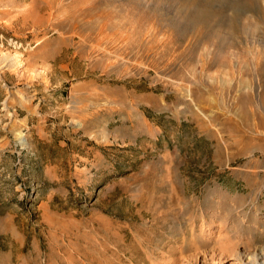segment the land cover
Segmentation results:
<instances>
[{"label": "rangeland", "instance_id": "1", "mask_svg": "<svg viewBox=\"0 0 264 264\" xmlns=\"http://www.w3.org/2000/svg\"><path fill=\"white\" fill-rule=\"evenodd\" d=\"M230 1L205 38L193 0H0V264H264V24Z\"/></svg>", "mask_w": 264, "mask_h": 264}, {"label": "bare ground", "instance_id": "2", "mask_svg": "<svg viewBox=\"0 0 264 264\" xmlns=\"http://www.w3.org/2000/svg\"><path fill=\"white\" fill-rule=\"evenodd\" d=\"M184 1V0H183ZM192 1V0H191ZM224 1H227L228 2V0H193V2H191V5L189 6V5H185L184 7H186L185 9H186V11L185 12H187L188 14H194V16L195 17H197V20H198V18H201L200 20L203 22V24H205L207 27H208V30H206V32L203 34V37H205V38H208V37H214L213 35H219V36H221L222 35V33H221V31L222 30H219V29H221V28H225V23H224V21H222V20H217V23H215V21H214V19H212L214 22H211V20H210V17H211V15H212V13H211V11H212V9H215L213 6L214 5H216V4H218V3H222V2H224ZM233 3H235L236 5H237V7L238 8H240V9H243V10H246V11H251V10H253V11H256V9H258L257 10V12L259 13V17L262 19V22H263V24H264V8H263V6L261 7V5H257V2L258 1H260V0H231ZM230 1V2H231ZM179 2V1H178ZM186 2H189V1H186ZM260 3H261V1H260ZM186 4H188V3H186ZM190 4V3H189ZM182 5V4H181ZM220 5V4H219ZM196 6H197V8L198 9H196ZM217 6V5H216ZM215 6V7H216ZM232 6V5H231ZM221 8H222V5L220 6ZM235 7V6H234ZM217 9V8H216ZM182 11V10H181ZM218 12H220V10H218ZM222 12H223V10H222ZM242 12V11H241ZM257 13V14H258ZM218 16H220L219 14H217ZM214 16H216V15H214ZM222 17V16H221ZM220 18V17H219ZM235 19V18H234ZM224 20V19H223ZM237 20V19H236ZM231 21H233V20H231ZM246 21V20H245ZM228 22V21H227ZM63 23V22H62ZM229 23V22H228ZM90 24H92V23H90ZM238 24V23H237ZM235 24H233V25H231V30H230V32L232 31V32H234V31H236L237 32V30H238V27H236V25L234 26ZM88 26V25H87ZM215 26H219V27H215ZM229 26V25H228ZM261 27V26H260ZM97 28V27H96ZM189 28V27H188ZM194 28V27H193ZM91 29H94V28H91ZM101 29H102V27H101ZM263 30H264V28H263ZM262 31V30H261ZM229 32V33H230ZM254 32H256V31H254ZM260 32V31H259ZM264 33V32H263ZM232 35V34H231ZM230 35V36H231ZM233 35H235L234 33H233ZM232 35V36H233ZM237 35V34H236ZM226 36V35H225ZM261 36V35H260ZM222 37H224V35H222ZM227 37H228V34H227ZM228 39V38H227ZM231 39H233V38H231ZM230 39V40H231ZM214 40V39H213ZM230 40H228L227 42H229ZM234 40V39H233ZM220 41V40H219ZM236 41V40H235ZM232 42V41H231ZM235 43V42H234ZM233 42H232V44H234ZM221 44V43H220ZM228 44V43H227ZM227 46V45H226ZM223 47V46H222ZM221 47H219V49H220ZM223 49V48H222ZM227 49V48H226ZM204 59V58H203ZM264 74V73H263ZM141 120V119H140ZM139 124L140 125H142V123L139 121ZM21 138L24 140L23 142L25 143L26 141H25V138H24V136H21Z\"/></svg>", "mask_w": 264, "mask_h": 264}]
</instances>
